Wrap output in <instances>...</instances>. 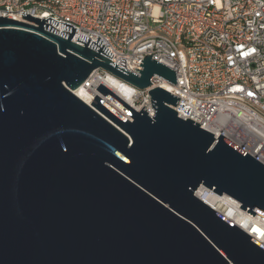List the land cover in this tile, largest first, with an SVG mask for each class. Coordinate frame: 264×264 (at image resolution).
I'll return each mask as SVG.
<instances>
[{"label": "water", "instance_id": "obj_1", "mask_svg": "<svg viewBox=\"0 0 264 264\" xmlns=\"http://www.w3.org/2000/svg\"><path fill=\"white\" fill-rule=\"evenodd\" d=\"M21 16L38 28L0 17V264H264L261 244L195 196L264 217V165L179 118L162 88L150 118L100 84L132 118L95 96L111 123L72 93L96 69L139 90L153 76L175 85V72L150 55L136 76L99 38L93 51L71 25Z\"/></svg>", "mask_w": 264, "mask_h": 264}, {"label": "built area", "instance_id": "obj_2", "mask_svg": "<svg viewBox=\"0 0 264 264\" xmlns=\"http://www.w3.org/2000/svg\"><path fill=\"white\" fill-rule=\"evenodd\" d=\"M23 12L53 19L57 26L44 24L58 32L71 34L60 30V22L71 25L76 30L71 41L80 46L79 35L89 38L88 48L99 38L113 55L108 58L113 67L139 76L134 70L152 55L175 72V85L153 76L151 86L139 90L96 69L72 91L89 107L97 96L132 121L96 90L101 84L135 112L143 106L153 118L148 92L162 88L179 99L170 107L179 118L215 139L225 137L264 165V0H0V17L38 28L22 18ZM43 30L54 34L44 25ZM254 217L264 222L263 216Z\"/></svg>", "mask_w": 264, "mask_h": 264}, {"label": "bare ground", "instance_id": "obj_3", "mask_svg": "<svg viewBox=\"0 0 264 264\" xmlns=\"http://www.w3.org/2000/svg\"><path fill=\"white\" fill-rule=\"evenodd\" d=\"M80 99L82 101L86 100L84 97H80ZM195 196L200 202L221 214L225 219L246 231L264 245V222L257 217L244 213L238 208V202L232 197L226 194L219 196L202 187L195 192ZM218 206H223L224 210L220 211Z\"/></svg>", "mask_w": 264, "mask_h": 264}, {"label": "rangeland", "instance_id": "obj_4", "mask_svg": "<svg viewBox=\"0 0 264 264\" xmlns=\"http://www.w3.org/2000/svg\"><path fill=\"white\" fill-rule=\"evenodd\" d=\"M218 209H219L220 211H223V210H224V207H223V206H218Z\"/></svg>", "mask_w": 264, "mask_h": 264}]
</instances>
